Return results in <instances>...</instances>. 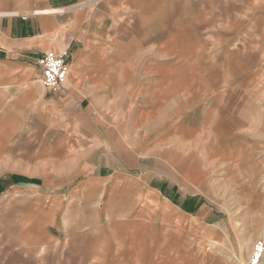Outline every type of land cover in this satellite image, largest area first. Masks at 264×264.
Here are the masks:
<instances>
[{
    "label": "crops",
    "instance_id": "0c3cea01",
    "mask_svg": "<svg viewBox=\"0 0 264 264\" xmlns=\"http://www.w3.org/2000/svg\"><path fill=\"white\" fill-rule=\"evenodd\" d=\"M48 52L68 53L58 91L42 83ZM241 84H264V0H0V194L31 213L25 240L0 237V264H132L113 225L98 228L99 185L135 183L144 212L177 206L170 160L131 143L127 117L205 115Z\"/></svg>",
    "mask_w": 264,
    "mask_h": 264
},
{
    "label": "rangeland",
    "instance_id": "374dc122",
    "mask_svg": "<svg viewBox=\"0 0 264 264\" xmlns=\"http://www.w3.org/2000/svg\"><path fill=\"white\" fill-rule=\"evenodd\" d=\"M233 86L244 90L224 94L221 102L225 108H211L205 115H187L183 114L187 110L181 109L178 111L183 112L174 116L127 117L125 134L131 143L153 157L170 160L173 187L172 191L167 189V195H172L177 206L162 213L144 212L142 205L154 201L141 188L135 192H141L139 195H131L135 189L130 185L135 183L124 181L114 196L105 193L106 183L99 185L103 191L97 197L98 228L112 224L116 233L112 250L139 256L127 262L243 264L250 259L255 244L264 240V84ZM122 150L114 148L115 160ZM8 193L0 194V204L12 202L14 208L0 211V222L7 226H0V237L9 240L12 235L25 240L27 230L22 225L31 214L26 212L27 200L17 197L15 201ZM130 206L138 211H120ZM60 214L54 212L56 220ZM121 214L113 222L107 218ZM144 215H154L155 222L147 221ZM13 216L17 228L13 227L10 234ZM102 236L100 232L98 239L105 246L106 237ZM101 243L99 248H103Z\"/></svg>",
    "mask_w": 264,
    "mask_h": 264
},
{
    "label": "built area",
    "instance_id": "2783aa9c",
    "mask_svg": "<svg viewBox=\"0 0 264 264\" xmlns=\"http://www.w3.org/2000/svg\"><path fill=\"white\" fill-rule=\"evenodd\" d=\"M73 41L74 37L70 36ZM68 53L56 54L46 53L38 60V66L42 70V83L45 88L51 91H58L63 88L69 73ZM264 259V240L255 244L250 259L243 264H261Z\"/></svg>",
    "mask_w": 264,
    "mask_h": 264
}]
</instances>
